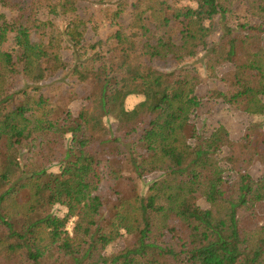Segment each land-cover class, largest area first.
<instances>
[{"label":"trees","instance_id":"obj_1","mask_svg":"<svg viewBox=\"0 0 264 264\" xmlns=\"http://www.w3.org/2000/svg\"><path fill=\"white\" fill-rule=\"evenodd\" d=\"M82 1L0 0V264H264V0Z\"/></svg>","mask_w":264,"mask_h":264},{"label":"rangeland","instance_id":"obj_2","mask_svg":"<svg viewBox=\"0 0 264 264\" xmlns=\"http://www.w3.org/2000/svg\"><path fill=\"white\" fill-rule=\"evenodd\" d=\"M88 2H81L80 14L83 18L90 21V26L95 30L90 32V36H87L89 40L96 41L108 35L109 33V20L113 14L105 16V13L99 12L98 0H90ZM102 26V28H101ZM92 41V42H93ZM201 57V56H200ZM199 57V58H200ZM199 58L195 57L191 62L194 64L200 63ZM125 81L122 83L119 91L112 97L111 107L114 110L117 117V133L128 134L130 133L137 123V112L133 109L129 102L127 92L125 90ZM161 119L166 123L170 131L174 130L175 124L178 120V115L170 110H163L160 113ZM90 128L92 130H98L101 128V122L97 119H93L90 122ZM83 136V132L80 133V137ZM264 139V137H263ZM216 147L212 141L198 142L195 150L191 153L187 160L188 168L202 165L208 152L214 150ZM70 230V227H69ZM8 232L6 231V234ZM9 234V233H8Z\"/></svg>","mask_w":264,"mask_h":264}]
</instances>
